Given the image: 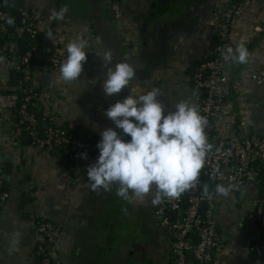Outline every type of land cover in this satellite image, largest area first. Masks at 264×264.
I'll use <instances>...</instances> for the list:
<instances>
[{"label":"crops","instance_id":"1","mask_svg":"<svg viewBox=\"0 0 264 264\" xmlns=\"http://www.w3.org/2000/svg\"><path fill=\"white\" fill-rule=\"evenodd\" d=\"M155 1L123 0L117 26L105 0H23L44 50L55 47L67 56L69 41L82 33L88 40V58L79 80L65 83L51 77L48 88H41L40 80L38 85L44 95L41 113H57V125L88 138L89 147L73 180L65 155L39 151L27 138L13 146L10 129L20 95L19 58L0 62V173L9 191V199L0 203V264H35L37 217L58 229L53 264H168L170 236L154 219V193L142 202L125 201L116 195L117 185L94 191L87 178V167L99 156L96 145L103 130L112 127L130 140L105 115L110 105L127 97L128 89L110 97L104 94L107 69L95 53L110 49L109 66L122 61L132 65L136 72L132 84L143 92L159 88L158 99L169 111L200 96L192 76L216 43L214 14L228 7L230 0H170L165 6ZM64 5L69 8L65 19L49 20L51 11ZM49 30L54 42L46 38ZM230 37L234 49L246 41L250 58L247 64L231 63L228 68L231 81L223 89L225 110L215 121L217 136H243L249 121L264 141V84L251 80L253 73L264 71V0H252L243 8ZM209 187L214 191V185ZM260 193V183L249 181L239 193L215 194L214 219L221 240L213 264H257L260 236L249 215ZM13 233L20 237L15 245Z\"/></svg>","mask_w":264,"mask_h":264},{"label":"built area","instance_id":"2","mask_svg":"<svg viewBox=\"0 0 264 264\" xmlns=\"http://www.w3.org/2000/svg\"><path fill=\"white\" fill-rule=\"evenodd\" d=\"M11 1L13 0H0V35H7L9 39L0 46V57L6 60L17 56L20 65L17 92L21 97L19 104L15 106L14 121L10 129L12 145L18 146L28 137L29 144L39 151L65 155L74 180L80 171L82 154L89 147V139L81 137L74 129L58 126L57 113L48 116L41 113L44 95L38 85L42 75L58 77L60 65L66 56L61 55L55 47L44 50L36 41L39 32L30 10L23 0H16V7L11 6ZM251 3L252 0H230L228 7L214 14L216 43L210 57L197 65L192 76L193 88L200 93L193 103L199 105L200 114L207 118L205 131L213 148L206 157L196 186L179 199H164L154 208L157 223L169 232L168 264H213L221 236L214 219L216 195L209 185H232L230 193L236 194L249 181H257L261 185L255 210L249 218L260 236L257 264H264V141L253 130V124L249 121L243 136L235 135L227 139L217 136L215 125L218 115L225 110L223 89L231 81L228 68L232 62L224 61L222 54L228 47L234 49L230 30L241 17L243 8ZM122 4L123 0H105L106 8L113 14V21L117 26L122 14ZM7 6L15 8L17 13V24L9 35L7 22L10 12ZM23 41L27 42L26 47L19 43ZM23 48L25 52H22ZM251 80L257 85L264 84V71L253 73ZM31 105L33 112L29 110ZM45 124L47 127H44ZM205 186L209 189L208 196L203 195ZM8 199V186L0 173V203ZM35 220V264H53L52 252L57 242L58 229L47 219L37 217Z\"/></svg>","mask_w":264,"mask_h":264},{"label":"clouds","instance_id":"3","mask_svg":"<svg viewBox=\"0 0 264 264\" xmlns=\"http://www.w3.org/2000/svg\"><path fill=\"white\" fill-rule=\"evenodd\" d=\"M68 11L67 5L58 11L53 9L49 20L63 21ZM14 23L9 17L8 24ZM45 35L53 42L56 39L51 30ZM97 43H101L98 38ZM65 47L67 56L60 65L58 80L72 83L79 80L84 70L89 43L82 33ZM95 54L107 69L102 84L104 94L110 97L128 89L127 97L110 105L105 115L130 140L123 139L112 127L100 133L101 140L96 145L99 156L87 167L92 190L108 191L117 185L118 197L139 202L153 192V206L164 199H179L196 186L206 157L213 148L205 131L207 118L200 114L198 104L188 101L177 103L175 110L169 111L158 99L159 88L143 92L138 85L132 84L136 78L132 65L122 61L109 66L113 59L110 49ZM222 55L224 61L236 64H247L250 58L243 39L235 49L228 47ZM3 60L0 57V62ZM82 158L87 159V154H82ZM232 187L217 184L214 192L228 197ZM203 195H209L208 186L204 187ZM19 238V233H13L11 243L18 244Z\"/></svg>","mask_w":264,"mask_h":264},{"label":"water","instance_id":"4","mask_svg":"<svg viewBox=\"0 0 264 264\" xmlns=\"http://www.w3.org/2000/svg\"><path fill=\"white\" fill-rule=\"evenodd\" d=\"M180 2V0H178ZM170 2V0H156L155 3H158V4H162L163 6L167 5L168 3ZM11 6L13 7H16L17 6V1L16 0H13L10 2ZM113 16V14H111ZM40 40V39H38ZM24 47L27 46V42H25L24 44ZM22 52H25V48L22 49ZM50 83H51V76L49 75H42L40 77V82H39V85L41 88H48L50 86ZM44 127H47V124L44 125ZM29 138L27 137L26 140H28ZM124 139V138H123ZM68 154V152H66V155ZM65 162H67V157H65ZM199 185L201 186V183H199ZM48 248L50 249L51 246H48Z\"/></svg>","mask_w":264,"mask_h":264},{"label":"trees","instance_id":"5","mask_svg":"<svg viewBox=\"0 0 264 264\" xmlns=\"http://www.w3.org/2000/svg\"><path fill=\"white\" fill-rule=\"evenodd\" d=\"M7 9H9L10 17L13 18L14 21H15V23L12 24V25H9L8 22H7V30H8V35H9V34L13 33L14 27L17 24V13H16V9L15 8H12L11 6H7ZM6 41H9L7 35H0V46H2L4 44V42H6ZM25 42L26 41L19 42V43L24 44ZM20 97L21 96L19 95V98H18V101H17V105L19 104ZM29 110H30V112H33L34 111L32 105L29 107Z\"/></svg>","mask_w":264,"mask_h":264},{"label":"flooded vegetation","instance_id":"6","mask_svg":"<svg viewBox=\"0 0 264 264\" xmlns=\"http://www.w3.org/2000/svg\"><path fill=\"white\" fill-rule=\"evenodd\" d=\"M162 257H163V256H160V257L158 258V260L160 261ZM147 263H149V262H147ZM150 264H153V263L150 262Z\"/></svg>","mask_w":264,"mask_h":264},{"label":"rangeland","instance_id":"7","mask_svg":"<svg viewBox=\"0 0 264 264\" xmlns=\"http://www.w3.org/2000/svg\"><path fill=\"white\" fill-rule=\"evenodd\" d=\"M155 219V218H154ZM156 220V219H155Z\"/></svg>","mask_w":264,"mask_h":264}]
</instances>
